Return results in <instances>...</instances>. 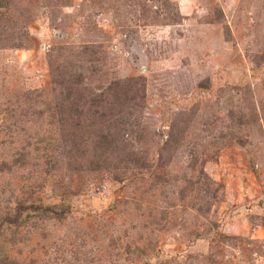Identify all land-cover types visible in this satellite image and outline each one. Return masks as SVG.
I'll return each mask as SVG.
<instances>
[{"label": "rangeland", "instance_id": "obj_1", "mask_svg": "<svg viewBox=\"0 0 264 264\" xmlns=\"http://www.w3.org/2000/svg\"><path fill=\"white\" fill-rule=\"evenodd\" d=\"M0 264H264V0H0Z\"/></svg>", "mask_w": 264, "mask_h": 264}, {"label": "trees", "instance_id": "obj_2", "mask_svg": "<svg viewBox=\"0 0 264 264\" xmlns=\"http://www.w3.org/2000/svg\"><path fill=\"white\" fill-rule=\"evenodd\" d=\"M46 210H48L50 213H52L54 210V206L48 205V206H46V208H44V211H46ZM21 215H22L21 212H18L17 214H15V216H13V220L8 219V220H5V222L8 225L16 224V226H17V225H19L17 223H19L21 220V217H22Z\"/></svg>", "mask_w": 264, "mask_h": 264}]
</instances>
